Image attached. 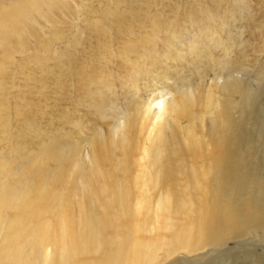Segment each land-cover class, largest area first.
Returning a JSON list of instances; mask_svg holds the SVG:
<instances>
[{"label":"bare ground","instance_id":"1","mask_svg":"<svg viewBox=\"0 0 264 264\" xmlns=\"http://www.w3.org/2000/svg\"><path fill=\"white\" fill-rule=\"evenodd\" d=\"M79 1L0 0V66L49 24L62 47L57 134L0 152V264H264L238 242L264 241V70L243 50L211 77L238 0L95 20Z\"/></svg>","mask_w":264,"mask_h":264},{"label":"rangeland","instance_id":"2","mask_svg":"<svg viewBox=\"0 0 264 264\" xmlns=\"http://www.w3.org/2000/svg\"><path fill=\"white\" fill-rule=\"evenodd\" d=\"M79 2H82L81 4H83L85 8L93 7L97 9L98 13L91 14L92 19L95 20L99 16V11H103L107 7H119L124 9L129 5H137L146 9L148 7L164 5H179L180 8L195 5L198 6L197 8L200 11L202 8L209 6L212 0H80ZM70 3L73 4L72 2ZM229 8L230 5L225 6V9ZM236 8L237 10L234 12L235 19L233 20L232 17L229 18L230 21H234L232 22L234 26L232 28L226 27L224 31L227 32V30L231 29L233 31L232 36L236 38L239 37L238 44L231 43L226 36V32H222L223 43L229 44L231 48L227 51L226 55H224L222 54L223 44L217 46L218 50L216 48L217 51L215 55L217 56V54L219 55L220 53L224 57L221 56L212 62L213 70L211 77L214 72H219L226 64V61L234 57L235 53L238 51L243 52V50H245L244 52L248 54L249 58L252 57L251 64L255 68L260 67L264 70V0H238ZM178 12H180V9ZM61 13H58L59 17ZM199 15L198 13V16ZM194 16L196 15H192L191 17ZM179 20L181 21V17ZM216 22H218L219 25L222 24V21H213V23H210L218 27ZM185 24L188 25L189 29L185 31V35L187 34L186 36L188 38H191L193 34L199 31L198 27L190 25V22ZM55 25L56 26L51 27V24H49V26L45 27L44 33L40 36L28 37L30 50L26 55L19 54L11 56L8 63L4 66H0V80H2L0 84V152L4 154H8L9 148L16 143H24L28 151H36L38 149L37 143H39L44 134L48 133V136L45 138L46 140L51 137L52 133L57 134L59 130V124L57 125L59 121L57 117L60 111L59 106L61 105L60 100H58L60 94L57 93L59 92L57 89L59 85V73L55 59L57 56L59 57L61 53L60 48L62 49V47L60 45L61 40L55 35L59 22ZM39 26L40 25L35 24L33 29L35 30L39 28ZM82 34L86 36L85 33ZM164 35L169 36V33L165 32ZM164 35L161 33V37ZM69 36H72L70 31ZM13 43H18L16 38L13 39ZM160 46L164 49L161 40L157 44V50L161 48ZM259 48H261V50ZM190 57V55H187L186 60L182 61V64L186 65V69H190ZM24 59H27V61H24ZM37 60H39V62H36ZM43 62H45V68L40 67V63ZM259 64L263 66L261 67ZM117 74L118 73L115 75L114 73L113 79L117 85V93L120 94L121 89H119L118 85L120 86L122 82L119 75L117 77ZM116 77L120 81H118ZM141 82H145V79L143 81L141 80ZM262 100L264 101V95L261 98V103ZM17 104L19 106H17ZM79 112L82 113V111ZM31 116L36 119L35 122L38 125V131L41 133L40 136L32 133L23 136L25 130L28 129V125H25V121ZM79 116H81V114ZM259 233L260 229L244 236L242 240L238 241L239 245L248 247L250 244H257L256 247L262 246L257 250L259 252L262 251L264 241L259 242V239L262 237L259 236ZM245 239L247 240L244 241ZM231 245L233 246V244ZM239 247L238 245H234V250H237ZM241 263L246 264V260H242Z\"/></svg>","mask_w":264,"mask_h":264}]
</instances>
